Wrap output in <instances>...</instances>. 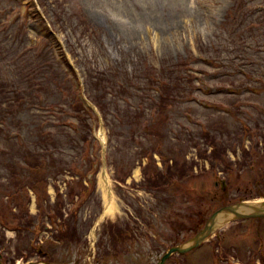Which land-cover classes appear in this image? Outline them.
<instances>
[{
  "label": "rangeland",
  "instance_id": "1",
  "mask_svg": "<svg viewBox=\"0 0 264 264\" xmlns=\"http://www.w3.org/2000/svg\"><path fill=\"white\" fill-rule=\"evenodd\" d=\"M238 3L0 0V85L6 84L0 254L7 264H154L223 205L264 198V0ZM52 50L74 69L84 97L104 107L98 118L76 113V101L60 89V67L66 70ZM176 66L186 83L176 78L175 85L187 91L163 106L153 82L159 74L172 76ZM36 68L47 83L23 98L14 94L15 83L29 85ZM90 124L100 146L89 140ZM246 129L257 133L253 139L241 134ZM203 130L227 148L226 160L234 165L215 171L199 158ZM101 142L116 209L103 218ZM255 144L259 155L245 162L241 146L252 150ZM166 161L172 169L187 165L185 177L165 189L144 188ZM99 165L92 191L84 185L92 184ZM73 208V228L62 244L49 232L53 212L59 209L64 219ZM27 222H33L32 246L45 255L29 252L27 228L21 229ZM126 227L130 238L119 236ZM166 264H264V218L230 222Z\"/></svg>",
  "mask_w": 264,
  "mask_h": 264
},
{
  "label": "trees",
  "instance_id": "2",
  "mask_svg": "<svg viewBox=\"0 0 264 264\" xmlns=\"http://www.w3.org/2000/svg\"><path fill=\"white\" fill-rule=\"evenodd\" d=\"M234 1L237 2V4H239L238 0H234ZM47 54H48L47 52H42V54L40 55L41 58L40 57L39 58L45 59ZM48 65L50 69V74L57 79L58 74L54 71V67L52 66L51 62H49ZM179 71H180V68L176 66L175 70L170 72V74L174 72L172 75L173 77L172 76L166 77L164 74L163 75L159 74V77H157L156 80H154L153 82L155 83V85L157 86L159 90L158 93L160 94V96H159L158 101L163 106H166L169 102H172L176 96L184 95L185 92L187 91L186 89L187 85L183 87L180 85H175L174 81H176L175 80L176 78L178 81L181 82L182 85L186 83L185 81H182L180 76H178ZM44 77L46 76L43 75L38 68L34 69L33 75H30L27 77V83H29V85H24L23 80H21L15 83L13 93L19 95L21 98L28 96L32 92L35 93L40 88L42 82H43L42 85L47 83V78L44 79ZM186 80L188 84L192 82V80H189V79H186ZM64 81H65V84L60 89L63 92H67L68 94L73 96L74 100L76 101L74 109L76 113L79 114V117L84 118L82 114L85 115V113L80 104L81 102L77 98H75L74 92L71 86L69 85L68 81L66 80ZM96 81L98 85H100L101 83H105V80L102 78H97ZM5 89H6V84L1 83L0 85V105L2 104V102H4ZM34 96L35 97L37 96V99L40 98V95L34 94ZM91 102L95 104V106L98 108L100 113L103 114L104 107L101 105V103L98 100H94V99L93 100L91 99ZM160 109L161 107L158 105V111H160ZM85 118L87 119L86 115H85ZM88 129H89V126H88ZM203 131H204L203 132L204 134L203 143L205 144V149H204L205 151H202V153L199 154V158L209 161L210 168L215 171H217L216 170L217 167H221L224 170H227L232 165H234V163H232L231 161L226 160L227 148L225 146L220 145L214 137H211L209 133H207L206 130H203ZM249 132L250 130L246 129L244 130V132H241V134L242 135L246 134L251 139H253L254 136L257 134V133H255V135L248 134ZM82 141L87 142L86 135L83 136ZM208 148H210V151H207ZM242 151H243L242 153L243 159L245 162L248 159L252 161L253 156L259 155L258 153L259 149H258L257 144H255L252 147V150L248 151V150L242 149ZM164 164L165 165L162 170H160L158 173H153L151 176H148V180H145V183L143 185L144 188L152 189V190H157L160 188L165 189L167 186H169L174 181L182 180L185 177L186 172L188 170V166L185 164L177 165L175 169H172V162L166 161L164 162ZM32 189H34V187H32ZM54 210H55L54 213H55L56 219H61V221L58 223V228L56 230L53 229L51 231V234L54 239H57L60 243L63 244V243H66L67 235L72 231V228H73L72 219L74 218L76 213L68 215L66 218L63 219V214L59 213L60 210L59 209H54ZM31 225H33V222H27V225L22 226L21 229L27 228V231H29ZM117 231L118 230H116L115 233L113 234L114 237H116ZM120 235L130 238L131 236H130L129 227H126L125 229H122L121 231H119V236ZM2 244H3V240L0 237V246Z\"/></svg>",
  "mask_w": 264,
  "mask_h": 264
},
{
  "label": "water",
  "instance_id": "3",
  "mask_svg": "<svg viewBox=\"0 0 264 264\" xmlns=\"http://www.w3.org/2000/svg\"><path fill=\"white\" fill-rule=\"evenodd\" d=\"M264 217V199L259 201H240L219 208L207 219L205 225L189 241L170 247L156 264H165L172 254H184L206 241L220 227L241 219ZM26 264H38L29 262Z\"/></svg>",
  "mask_w": 264,
  "mask_h": 264
},
{
  "label": "bare ground",
  "instance_id": "4",
  "mask_svg": "<svg viewBox=\"0 0 264 264\" xmlns=\"http://www.w3.org/2000/svg\"><path fill=\"white\" fill-rule=\"evenodd\" d=\"M155 41H157V33H155ZM135 175L137 176L138 175V169H136L134 171ZM110 176L109 174L106 175V174H103V175H100L99 177V187L102 191V194H103V198H104V202H105V209H104V212H103V215H102V218L104 216H107V215H114V212H115V205H114V201L112 203V195H111V191H110V188H109V185H110ZM111 195V196H110ZM48 264V263H47Z\"/></svg>",
  "mask_w": 264,
  "mask_h": 264
},
{
  "label": "flooded vegetation",
  "instance_id": "5",
  "mask_svg": "<svg viewBox=\"0 0 264 264\" xmlns=\"http://www.w3.org/2000/svg\"><path fill=\"white\" fill-rule=\"evenodd\" d=\"M0 260L4 263V264H7V262L6 261H4L5 259L3 258V256H2V254H1V256H0Z\"/></svg>",
  "mask_w": 264,
  "mask_h": 264
}]
</instances>
